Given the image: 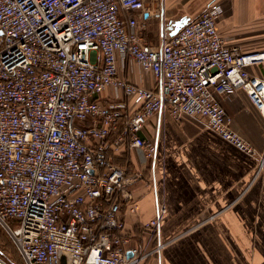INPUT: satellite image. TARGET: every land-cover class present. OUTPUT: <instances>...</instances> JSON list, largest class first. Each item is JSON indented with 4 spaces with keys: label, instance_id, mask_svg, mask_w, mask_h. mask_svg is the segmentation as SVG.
<instances>
[{
    "label": "built area",
    "instance_id": "built-area-1",
    "mask_svg": "<svg viewBox=\"0 0 264 264\" xmlns=\"http://www.w3.org/2000/svg\"><path fill=\"white\" fill-rule=\"evenodd\" d=\"M146 2L0 0V228L22 264L161 259L165 207L143 225L156 238L143 248L126 233L122 206L135 214L138 203L129 169L115 161L123 150L154 158L141 133L156 114L204 118L264 175V151L232 128L221 103L243 91L264 119V78L250 72L264 66V49L227 45L218 30L224 0L153 46L144 35L161 12ZM120 63L151 74L155 88L122 78ZM0 264L16 263L0 256Z\"/></svg>",
    "mask_w": 264,
    "mask_h": 264
},
{
    "label": "crops",
    "instance_id": "crops-1",
    "mask_svg": "<svg viewBox=\"0 0 264 264\" xmlns=\"http://www.w3.org/2000/svg\"><path fill=\"white\" fill-rule=\"evenodd\" d=\"M217 0H147L152 17L144 38L159 46L163 32H176L182 20L195 19ZM219 33L228 46L250 53L264 49V0H224ZM203 5V6H202ZM202 6V7H201ZM184 25V26H185ZM264 78V66L250 68ZM131 83L155 88L151 74L138 65H119ZM111 93L106 90L100 100ZM232 128L260 152L264 151V119L243 91L222 98ZM141 136L153 142L154 158L143 163L136 150L115 158L129 169L130 189L138 203L135 214L122 206L126 233L143 248L154 249L156 238L143 225L164 205L160 236L165 244L158 259L145 264H264V175H255V157L237 149L207 126L204 118L168 113L152 116Z\"/></svg>",
    "mask_w": 264,
    "mask_h": 264
},
{
    "label": "rangeland",
    "instance_id": "rangeland-1",
    "mask_svg": "<svg viewBox=\"0 0 264 264\" xmlns=\"http://www.w3.org/2000/svg\"><path fill=\"white\" fill-rule=\"evenodd\" d=\"M10 225H12V223H10ZM0 256L3 260H5L8 263L10 261L20 263L17 253L10 239L1 228H0Z\"/></svg>",
    "mask_w": 264,
    "mask_h": 264
},
{
    "label": "water",
    "instance_id": "water-1",
    "mask_svg": "<svg viewBox=\"0 0 264 264\" xmlns=\"http://www.w3.org/2000/svg\"><path fill=\"white\" fill-rule=\"evenodd\" d=\"M185 24H186V20H182L179 23H177L175 31L177 32L178 30H180Z\"/></svg>",
    "mask_w": 264,
    "mask_h": 264
},
{
    "label": "trees",
    "instance_id": "trees-1",
    "mask_svg": "<svg viewBox=\"0 0 264 264\" xmlns=\"http://www.w3.org/2000/svg\"><path fill=\"white\" fill-rule=\"evenodd\" d=\"M11 243H12V242H11ZM12 245H13V244H12ZM13 247H14V245H13ZM14 249H15V247H14ZM15 251H16V253H17V256H18V258H19L20 263H17V262H14V263H16V264H22V261H21L20 256H19V254H18V252H17L16 249H15Z\"/></svg>",
    "mask_w": 264,
    "mask_h": 264
}]
</instances>
